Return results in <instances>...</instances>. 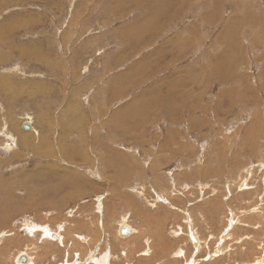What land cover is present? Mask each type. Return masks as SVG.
I'll return each mask as SVG.
<instances>
[{"label":"rangeland","instance_id":"rangeland-1","mask_svg":"<svg viewBox=\"0 0 264 264\" xmlns=\"http://www.w3.org/2000/svg\"><path fill=\"white\" fill-rule=\"evenodd\" d=\"M22 255L264 264V0H0V264Z\"/></svg>","mask_w":264,"mask_h":264},{"label":"bare ground","instance_id":"bare-ground-1","mask_svg":"<svg viewBox=\"0 0 264 264\" xmlns=\"http://www.w3.org/2000/svg\"><path fill=\"white\" fill-rule=\"evenodd\" d=\"M158 15H159V14H158ZM30 129H31V128H30ZM122 226H123V225H122ZM125 226H127V225H125ZM127 227H128V226H127ZM120 228H121V226H120ZM37 229H39V228H37V226H33V225H28V226H27V231H28V233H29L30 235H33V234L37 231ZM128 229H129V234H133V232H134L133 228H131V227L129 226ZM46 230H47V229L44 228V230L41 231V232L44 233V234H47V233L50 232V231H46ZM48 230H49V229H48ZM119 234H120V233H119ZM129 234H128V235H129ZM40 235H41V234H40ZM47 235H48V234H47ZM128 235H127V236H128ZM34 236H35V235H34ZM53 236H54V239H56V238L59 237L58 235H54V234H53V235H51V238H52ZM120 236H121V235H120ZM127 236H126V237H127ZM121 237H122V236H121ZM58 239H59V238H58ZM77 239H78V237H77ZM79 239H80V241L85 242L83 238H79ZM64 240H65V239H64ZM64 240H63L62 242H60V244L63 243ZM76 242H77V241H76ZM82 242H81V243H82ZM78 243H79V242H78ZM61 245H62V244H61ZM73 245L75 246V244L72 242V243H71V246H73ZM81 246H83V245L81 244ZM66 248H67V247H66ZM74 248H75V247H74ZM74 248H73V249H74ZM78 248H79V246H78ZM83 248H84V247H83ZM69 250H71V249H69ZM82 250H83V249H82ZM86 250H87V249H86ZM74 251H75V250H74ZM72 252H73V251H72ZM84 254H85V253H84ZM178 254H179V253H178ZM22 256H25V255H22ZM25 257L27 258V261H26L27 264H31V263H33V258H31L29 255H26ZM18 261H19V259H18ZM26 262H25V263H26ZM19 263H20V262H19ZM22 264H23V263H22Z\"/></svg>","mask_w":264,"mask_h":264},{"label":"water","instance_id":"water-1","mask_svg":"<svg viewBox=\"0 0 264 264\" xmlns=\"http://www.w3.org/2000/svg\"><path fill=\"white\" fill-rule=\"evenodd\" d=\"M21 128H22L23 130L28 131V130H30L31 127L29 126V124H28L27 122H25V123L22 124ZM119 233H120V235H121L122 237H126V236L129 234V229H128V227L125 226V225H123V226L120 228ZM53 238H54V236H53ZM26 261H27V258H26L25 256H20V257H19V262H20V263H25Z\"/></svg>","mask_w":264,"mask_h":264}]
</instances>
